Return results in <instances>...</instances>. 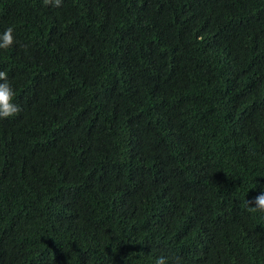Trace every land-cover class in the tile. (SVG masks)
<instances>
[{
    "label": "trees",
    "instance_id": "16d2710c",
    "mask_svg": "<svg viewBox=\"0 0 264 264\" xmlns=\"http://www.w3.org/2000/svg\"><path fill=\"white\" fill-rule=\"evenodd\" d=\"M8 27L0 264H264V0H0Z\"/></svg>",
    "mask_w": 264,
    "mask_h": 264
},
{
    "label": "clouds",
    "instance_id": "9594fccd",
    "mask_svg": "<svg viewBox=\"0 0 264 264\" xmlns=\"http://www.w3.org/2000/svg\"><path fill=\"white\" fill-rule=\"evenodd\" d=\"M62 0H43L45 5L51 4L54 7H60ZM13 28L8 27L0 34V49H7L13 45ZM0 119L9 118L15 116L20 112L19 105L13 103L14 91L8 81V74L5 71H0ZM247 204L254 205L249 207L251 212H264V191L254 197L251 201H247ZM156 264H167L166 259L161 256L156 259ZM175 264H180V259L177 258Z\"/></svg>",
    "mask_w": 264,
    "mask_h": 264
}]
</instances>
